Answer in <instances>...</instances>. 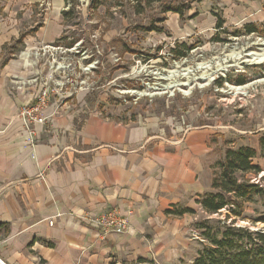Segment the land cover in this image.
Listing matches in <instances>:
<instances>
[{"label": "crops", "instance_id": "0c3cea01", "mask_svg": "<svg viewBox=\"0 0 264 264\" xmlns=\"http://www.w3.org/2000/svg\"><path fill=\"white\" fill-rule=\"evenodd\" d=\"M62 10L64 0H0V264H143L151 240L170 256L171 223L193 214L166 211L195 213L210 189L198 140L157 142L148 124L103 118L65 98L48 103L50 121L32 142L17 116L50 71L29 67L22 50L55 43ZM21 34L22 48L6 51ZM107 209L128 219L125 233L102 234L88 221Z\"/></svg>", "mask_w": 264, "mask_h": 264}, {"label": "rangeland", "instance_id": "374dc122", "mask_svg": "<svg viewBox=\"0 0 264 264\" xmlns=\"http://www.w3.org/2000/svg\"><path fill=\"white\" fill-rule=\"evenodd\" d=\"M72 7L62 23L63 40L22 50L31 54L24 61L29 67L49 64L43 82L53 89L49 102L65 98L103 118L148 124L157 142L194 137L205 170L200 179L207 175L208 184L211 165L241 146L256 151L253 163L261 172L254 180L264 176L258 147L264 130V0H64V10ZM219 19L224 23L217 29ZM247 23L258 32L246 33ZM174 48L187 53L175 55ZM257 207L248 205L244 215L255 217ZM225 213L199 209L172 222L176 248L163 257L148 241L143 264H189L210 246L193 224L209 219L213 226ZM234 226L264 228L247 219Z\"/></svg>", "mask_w": 264, "mask_h": 264}, {"label": "trees", "instance_id": "16d2710c", "mask_svg": "<svg viewBox=\"0 0 264 264\" xmlns=\"http://www.w3.org/2000/svg\"><path fill=\"white\" fill-rule=\"evenodd\" d=\"M178 14L180 12L176 10ZM73 14V7L61 13L62 23L65 24ZM181 15V14H180ZM224 21L219 19L216 28H222ZM155 29V28H152ZM246 33H257L253 23L243 26ZM160 31V29L156 30ZM25 34L15 41L16 46L6 47L14 52L19 51ZM65 38L61 35L55 43ZM187 51L189 48L181 44ZM185 56L187 52L176 53ZM243 84L244 81H238ZM258 147L260 155L264 157V130L259 133ZM256 151L249 146H241L236 150L227 149L223 159L211 165L212 177L210 190L200 196L198 204L200 210L206 215L218 214L226 211L224 219L211 225V220L196 221L193 226L199 236L208 241L209 247L203 248L192 264H264V228L251 230L248 227L234 226L236 220L247 219L251 224H262L264 227V176L254 180L261 168L253 163ZM249 176V177H247ZM250 176H253L250 177ZM259 206L254 211L255 217H246L244 214L248 205ZM167 214L180 215L183 213L194 214L189 209L167 210ZM227 221H229L227 223ZM221 223V225H220Z\"/></svg>", "mask_w": 264, "mask_h": 264}, {"label": "built area", "instance_id": "2783aa9c", "mask_svg": "<svg viewBox=\"0 0 264 264\" xmlns=\"http://www.w3.org/2000/svg\"><path fill=\"white\" fill-rule=\"evenodd\" d=\"M52 91L50 85L45 83L32 103L24 106L18 112L17 116L29 136L30 142L36 138V127H43L50 121L43 112L48 106ZM88 221L96 226L102 234H123L129 227L128 219L120 215L116 209H107ZM49 225H52V221L49 222Z\"/></svg>", "mask_w": 264, "mask_h": 264}, {"label": "bare ground", "instance_id": "6f19581e", "mask_svg": "<svg viewBox=\"0 0 264 264\" xmlns=\"http://www.w3.org/2000/svg\"><path fill=\"white\" fill-rule=\"evenodd\" d=\"M263 45V44H262ZM264 46V45H263Z\"/></svg>", "mask_w": 264, "mask_h": 264}]
</instances>
